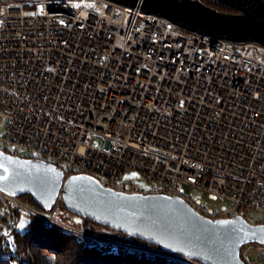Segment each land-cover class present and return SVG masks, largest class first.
<instances>
[{
  "label": "built area",
  "instance_id": "built-area-1",
  "mask_svg": "<svg viewBox=\"0 0 264 264\" xmlns=\"http://www.w3.org/2000/svg\"><path fill=\"white\" fill-rule=\"evenodd\" d=\"M0 151L64 180L86 174L126 194L179 197L212 220L264 224L248 214L264 215V47L108 0H0ZM0 199L18 230L32 222L97 250L204 264L64 223L60 193L47 211ZM239 257L264 264V244Z\"/></svg>",
  "mask_w": 264,
  "mask_h": 264
},
{
  "label": "water",
  "instance_id": "water-1",
  "mask_svg": "<svg viewBox=\"0 0 264 264\" xmlns=\"http://www.w3.org/2000/svg\"><path fill=\"white\" fill-rule=\"evenodd\" d=\"M163 18L183 31L235 44L264 47V0H108ZM0 191L29 195L49 210L61 194L65 209L79 218L178 253L204 264H244L239 257L245 243L264 244V224L242 216L212 220L179 197L164 194H126L104 188L95 178L63 172L47 162L10 156L0 151ZM64 181V182H63Z\"/></svg>",
  "mask_w": 264,
  "mask_h": 264
},
{
  "label": "trees",
  "instance_id": "trees-1",
  "mask_svg": "<svg viewBox=\"0 0 264 264\" xmlns=\"http://www.w3.org/2000/svg\"><path fill=\"white\" fill-rule=\"evenodd\" d=\"M209 6L220 10L231 11L210 0H203ZM19 198L36 209L40 207L29 195ZM60 209L67 211L63 205ZM82 225L93 232L107 234L114 238L146 243L99 225L89 219L82 218ZM82 226V227H83ZM89 226V227H88ZM100 230V231H98ZM0 264H166L158 260H150L133 255L112 253L97 250L95 247L82 245L81 242L47 230L42 226L29 222L26 228L18 230L12 227L10 215L2 209L0 199Z\"/></svg>",
  "mask_w": 264,
  "mask_h": 264
},
{
  "label": "rangeland",
  "instance_id": "rangeland-1",
  "mask_svg": "<svg viewBox=\"0 0 264 264\" xmlns=\"http://www.w3.org/2000/svg\"><path fill=\"white\" fill-rule=\"evenodd\" d=\"M186 190H187V192L189 193V194H191L193 197H197V198H200L204 203L206 202L205 200H206V196L202 193V192H200V191H198V190H196V189H193V188H186ZM20 199V198H19ZM21 200V199H20ZM22 201V200H21ZM23 203H25L26 205H28V206H30L28 203H26V202H24V201H22ZM210 206H214V203H212V202H210V204H209ZM30 207H32L33 208V206H30ZM36 209V208H35ZM41 209V208H40ZM37 209V210H39V211H47V210H43V209ZM58 212H56V217L57 218H60V219H62V222H64V223H68V222H74L75 220L74 219H76L77 218V216H75V215H73V214H71V213H69V212H67V211H62V213L60 212V216H58ZM248 214H249V216H251L253 219H255V220H261V221H264V215L263 214H260V213H258V212H255V211H250V212H248ZM82 221V219L81 218H79V220L78 221ZM81 226H83V225H81ZM89 227V226H88ZM82 229H84V230H88V231H91L90 229H88V228H85V226H83V227H81ZM98 231H100V230H98ZM91 232H93V231H91ZM95 233H97V232H95ZM127 255V254H126Z\"/></svg>",
  "mask_w": 264,
  "mask_h": 264
},
{
  "label": "bare ground",
  "instance_id": "bare-ground-1",
  "mask_svg": "<svg viewBox=\"0 0 264 264\" xmlns=\"http://www.w3.org/2000/svg\"><path fill=\"white\" fill-rule=\"evenodd\" d=\"M64 181H65V180H64ZM64 181H63V182H64ZM107 189H110V188H107ZM111 190H114V189H111ZM117 192H118V191H117ZM138 194H139V193H138ZM67 212H68V211H67ZM71 214H72V213H71ZM81 219H82V218H81Z\"/></svg>",
  "mask_w": 264,
  "mask_h": 264
},
{
  "label": "snow or ice",
  "instance_id": "snow-or-ice-1",
  "mask_svg": "<svg viewBox=\"0 0 264 264\" xmlns=\"http://www.w3.org/2000/svg\"><path fill=\"white\" fill-rule=\"evenodd\" d=\"M0 179H5V177L0 176Z\"/></svg>",
  "mask_w": 264,
  "mask_h": 264
},
{
  "label": "crops",
  "instance_id": "crops-1",
  "mask_svg": "<svg viewBox=\"0 0 264 264\" xmlns=\"http://www.w3.org/2000/svg\"><path fill=\"white\" fill-rule=\"evenodd\" d=\"M75 220V219H74Z\"/></svg>",
  "mask_w": 264,
  "mask_h": 264
}]
</instances>
